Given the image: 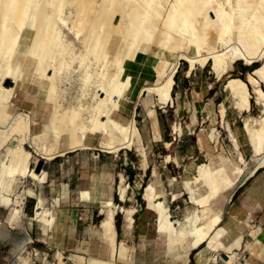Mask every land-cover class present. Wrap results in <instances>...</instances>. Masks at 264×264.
Segmentation results:
<instances>
[{
    "label": "rangeland",
    "instance_id": "1",
    "mask_svg": "<svg viewBox=\"0 0 264 264\" xmlns=\"http://www.w3.org/2000/svg\"><path fill=\"white\" fill-rule=\"evenodd\" d=\"M228 4H231V0L225 2V6ZM233 19L234 25H237V19ZM25 26L13 53L7 55L9 63L7 59L0 60L3 70L6 64L13 68L8 75L3 74L4 77L1 75L3 71H0V119L5 118L6 123L0 122L5 126L3 130L15 126L21 128L24 123L32 134L43 135L39 141H33L36 146L32 144L28 148V167L32 169L35 159L43 157L51 164L53 174L49 176L47 172L45 181L39 184L29 175L22 178L14 175L13 184L8 176L0 175V222L3 225L0 229V264H58L59 255L64 257L61 261L65 264H87L90 258L107 262L112 260L113 264H221L222 261L233 264L238 260L242 264L248 257L264 258L262 228L256 222L249 224L244 219L248 217L242 211L235 222L229 216V208L239 202L241 191L249 183L255 214L264 207V145L261 152L259 150L254 155L255 148L249 140V131L259 129L264 118V98L259 101L256 94V89L264 93V78L253 75V71L262 66V59L246 64L237 54L225 52L219 63V74L212 69V60H208L204 66L195 63L193 66L188 60L180 59L174 74L170 104L159 105L150 93L138 98L128 95L126 92L130 81L128 88L124 89L127 81L124 79L121 84L124 89L122 98L112 118L123 125L134 119L136 132L132 145L112 152L102 145H118L119 136L111 131L103 133L98 130L87 132L85 143L88 147L68 150L64 149L65 136L59 133L56 137L45 126L55 110L71 109L83 100L89 102L91 98L88 95L96 91L98 80L96 76L92 77L96 83L92 81V84H86L82 80L83 68L79 66L74 50L75 55L66 58L68 62L70 59V63L61 73V81L58 80L60 84L56 83L57 88L51 93L48 83L37 71L36 58L29 51L34 30L32 26ZM61 33L62 36L67 35L65 29ZM155 40L156 36L154 43ZM234 42L231 41L232 45L238 47V41L234 39ZM166 44V50L153 44L146 53L137 51L139 61L134 63V73L151 76L147 69L150 65L156 67L163 60H172L180 50L189 54L196 52L193 46L188 49L183 43L173 45L172 39ZM201 57L196 58L199 60ZM231 77L246 82L250 93L248 111L237 107L229 90L224 88ZM7 79L13 81V86L4 85ZM80 92H85L83 96L87 99ZM3 135L6 139L9 136ZM10 135L8 142L6 139L0 140L4 141V147L0 145V155H4L9 147L16 148L21 132L17 130ZM34 147L39 152L45 150V154L49 153L48 150L54 152V148L62 149L64 153L47 159L49 156L40 154ZM202 164L214 166L212 168L222 167L237 180L232 188L219 193L206 205L194 203L184 184L187 180L197 178V167ZM257 166L260 171L253 173ZM236 168L242 170L239 177L235 173ZM149 187L152 188V206L144 196L145 193L150 194L146 190ZM195 187L198 188L197 195H207L203 183L199 185L197 182ZM231 192L226 202L224 197ZM37 196L44 199L46 212L43 218L46 221L35 216ZM8 197L13 204L4 203V198ZM109 201L111 205L107 206ZM158 202L167 208L172 218L180 221L193 211L214 215L220 212L219 209L222 210V218L204 233L203 241L196 245L195 238L188 231L183 232L180 238L170 231H158V209H152ZM14 210L18 211V215L13 213ZM111 210H115L114 233L102 226L103 219ZM128 213L130 224L126 222ZM63 225H67L71 231L61 233L60 227ZM221 226L227 231L223 242L228 244L239 238V242H236L240 243L238 247L233 242L227 251L225 248L213 251L208 248V238ZM185 243L189 244L188 250L185 249ZM246 243H253L255 251L244 248Z\"/></svg>",
    "mask_w": 264,
    "mask_h": 264
},
{
    "label": "bare ground",
    "instance_id": "2",
    "mask_svg": "<svg viewBox=\"0 0 264 264\" xmlns=\"http://www.w3.org/2000/svg\"><path fill=\"white\" fill-rule=\"evenodd\" d=\"M226 1L0 0V60L1 58H3L2 60L7 59V55L13 53L18 37H21V30L24 25L32 26L34 35L29 45V51L36 58L37 71L45 82L48 83L51 92L54 91L56 83L60 84L63 69L69 66L70 59L68 62L66 58L69 55L73 56L77 54L79 66L83 68V77L80 75L83 78L82 80L86 84L88 82L92 84V77L96 76V80H98L97 88L95 87L96 91L92 88L95 92L92 95L89 94L91 96L88 95V98H91L89 102L87 100L84 102L81 99L83 102L81 101L75 106L72 105L71 109L55 110L50 122L45 127L47 130L53 131L52 134L54 133V136L56 134V137H58L57 134L59 133V135L63 134L65 136L63 140H65L66 144V148L64 149L68 150L76 147H88V144L85 143L87 132L98 130L103 133H107L108 131L114 132L120 138L119 144L102 143V147L116 152L122 147L132 145L131 142H133V136L136 132L134 119L131 118L130 123L123 125L112 118V114L118 107L119 99L122 98V91L128 88L127 85L130 81V74H126L122 66L123 61L133 60L137 51L146 53L153 44L162 50H166L168 47L166 43L169 39H172L174 41L173 45L176 46L183 43L185 46H188V49L189 46L195 47L196 52L194 54L180 50L172 60L166 59L161 61L156 67L153 66L154 80L151 84L143 86L138 97L145 93H150L159 105L170 104L172 102L171 89L180 59L188 60L193 66L194 63L204 66L208 60H212V69L219 74V63L222 56L224 57L223 54L225 52H232V54L240 56V59H243L246 64L262 59V66L255 69L253 75H259L264 78V0H231V4L225 6ZM234 17L237 19V25H234ZM62 29L66 30L67 35H63L66 36L65 38L61 33ZM231 31H233V34H231ZM155 36L156 40L154 43ZM234 39L238 41V47L232 45L231 41L233 40L234 42ZM74 50L76 51L75 54H73ZM5 56L6 58H4ZM197 56L201 58L197 60ZM9 60L7 59L8 63ZM7 65L9 66V64H6V67H3L4 70L0 67L1 73L3 71L2 77L5 76L3 74L8 75L10 70L13 69ZM124 79H127V81L123 89V87L121 88V84ZM58 80L60 81L58 82ZM93 83L96 82L93 81ZM64 86L66 85L64 84ZM224 88L229 90L237 107L248 111L250 93L246 82L241 78L231 77L227 80ZM83 94H81L82 97H84ZM256 94L259 101L264 98V93L262 94L261 90L256 89ZM84 98L87 99V97ZM262 111L264 112V104ZM3 116L5 117V115ZM3 116L1 115L2 118ZM4 119L0 120L6 123ZM2 121L0 122V140L6 139V136L4 138L1 135L6 134L10 137V134H14L17 130L21 132V135L16 148L9 147L4 155H0V175L8 176L12 184L14 182V175H19L21 178L29 175L37 184L45 181L46 174L44 171L41 170L39 173H35L33 168L29 169L28 167L30 158L28 148L32 144L35 145L33 141H39L43 135L32 134L24 123L21 128H15V126L9 127L8 130H6L7 128L3 130L2 128L5 126L1 124L3 123ZM261 123V127L257 130L249 128L251 129L249 131V140L255 148L254 155L259 150L261 152L262 145H264L263 117ZM8 137L7 139L9 140ZM3 143L4 141H1L0 145L2 144L3 146ZM34 148L38 150L37 147ZM54 149V152L48 150V154H45L46 152L43 149L44 152L40 151V153L39 150L38 152L49 156L47 159L54 157L56 154L60 155L64 153L62 149ZM41 158L43 157L36 158L35 162ZM240 159H242V156ZM212 167L204 164L199 165L197 167V178H194L192 181H185L184 184L188 188L191 194L190 198L194 203L206 205L219 193L235 185L237 180L233 175L234 178L230 177L222 167ZM240 172L242 170L240 171V169L236 168L235 173L238 177ZM197 182H199V185L200 183L205 185L207 195L203 197L197 195L196 191L198 188L196 189L195 187ZM3 189L5 188L3 187ZM146 190L150 193L152 188L149 187ZM150 195L152 194L145 193L144 196L148 198L149 205L152 206ZM37 198L35 216L40 217V220L46 221L43 218L46 212L44 199H40L39 196ZM4 203L7 205L13 204L11 198L9 200V197L4 198ZM157 204L156 206L153 205L155 208L152 209H158L159 216L156 220L158 231H170L172 234L175 233L178 238H180L183 232L188 231L195 238L194 242L196 245L203 241L204 233L217 225L222 218L221 211L214 215L211 214L212 216L205 213V211L200 214L193 211L187 218L180 221L172 218L168 214L167 208L162 207L160 202ZM17 212V210H14L13 213L16 214ZM114 215L115 210H111L102 221V226L109 230L110 233H114L115 231ZM129 216L130 213L126 215V222L128 224L131 221ZM43 224L47 223L43 222ZM2 226L0 222V229ZM226 232V229L222 226L216 228L207 240L208 248L212 251L218 248H225L227 251L230 244L235 242L233 243L235 245L236 242H239V238H235L228 244H225L223 239L227 234ZM257 232L259 231H254L253 233ZM252 244L246 243L244 248L254 252L255 249ZM188 245H185L187 248L184 247L187 250L189 248ZM237 245L239 246L240 243H237ZM63 258L62 255H59L58 264H65V262L61 261ZM212 259L214 260V258ZM87 262V264L114 263H111L112 260L111 262L110 260L107 262L97 258H90Z\"/></svg>",
    "mask_w": 264,
    "mask_h": 264
},
{
    "label": "crops",
    "instance_id": "3",
    "mask_svg": "<svg viewBox=\"0 0 264 264\" xmlns=\"http://www.w3.org/2000/svg\"><path fill=\"white\" fill-rule=\"evenodd\" d=\"M137 58H138V56H135V58L133 60H129V61L125 60V63L123 64L125 66L124 67L125 73L130 74V85H129V88H128L126 93L130 96H133L134 98H138L139 92L143 88V86L149 84L154 79V71H153L154 68L152 65L147 67L151 76L150 75H138V74L134 73V70H133L134 63H137L139 61ZM151 77H153V78H151ZM52 171L53 170H52V167L50 164L49 168H48L49 176H52V174H53ZM258 171H260V169ZM250 186H251V183H249L248 187L244 188L241 191V196L239 197V202L231 205V207L229 208V216H230L231 221L235 222L238 220L239 212L242 211L244 213V216L248 217V218H244V219L248 220L249 224H250V222L251 223L256 222V224L262 228L263 233H264V207L262 209H260L259 212H257V214H255V209L251 205V201L253 200V196L251 195V192L249 191ZM231 194H232V192L224 197V200L226 202L229 201ZM120 196H121V193H120ZM121 198H123V197H121ZM110 203L111 202L109 201L106 203V205L110 206L111 205ZM113 207L116 208V206H113ZM109 209H111V208H109ZM219 211L222 212L221 209H219ZM249 217H251V218H249ZM69 220H70V218L68 219V221ZM66 222H67V218H65V224H66ZM125 227H126V225H125ZM70 231L71 230H70V228L67 227V225H63L60 227L61 233H68ZM262 238H264V236ZM221 264H227V263L222 261ZM233 264H241V263H239V260H238V261L234 262ZM242 264H264V258L258 259V258L248 257V260Z\"/></svg>",
    "mask_w": 264,
    "mask_h": 264
},
{
    "label": "water",
    "instance_id": "4",
    "mask_svg": "<svg viewBox=\"0 0 264 264\" xmlns=\"http://www.w3.org/2000/svg\"><path fill=\"white\" fill-rule=\"evenodd\" d=\"M4 85L5 86H13V81L10 80V79H7L5 82H4ZM259 167V166H258ZM258 167H256L253 171V173L258 169ZM48 168H49V163H48V160L46 159H38L36 162H35V165L33 166V170L35 173H39L41 170L45 172V174H47L48 172ZM252 173V174H253ZM251 174V175H252ZM225 258V257H224Z\"/></svg>",
    "mask_w": 264,
    "mask_h": 264
},
{
    "label": "trees",
    "instance_id": "5",
    "mask_svg": "<svg viewBox=\"0 0 264 264\" xmlns=\"http://www.w3.org/2000/svg\"><path fill=\"white\" fill-rule=\"evenodd\" d=\"M251 67H245V69H250ZM259 169L256 170V172L258 171ZM116 227H117V230L119 229V221L117 220L116 221ZM191 263H192V260H191Z\"/></svg>",
    "mask_w": 264,
    "mask_h": 264
}]
</instances>
